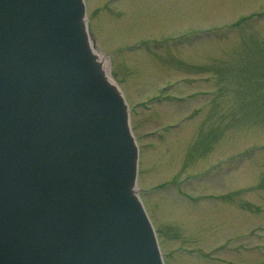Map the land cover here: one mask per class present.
Here are the masks:
<instances>
[{"label": "rangeland", "instance_id": "obj_1", "mask_svg": "<svg viewBox=\"0 0 264 264\" xmlns=\"http://www.w3.org/2000/svg\"><path fill=\"white\" fill-rule=\"evenodd\" d=\"M85 2L165 263L264 264V0Z\"/></svg>", "mask_w": 264, "mask_h": 264}, {"label": "water", "instance_id": "obj_2", "mask_svg": "<svg viewBox=\"0 0 264 264\" xmlns=\"http://www.w3.org/2000/svg\"><path fill=\"white\" fill-rule=\"evenodd\" d=\"M87 21L84 0H0V264H164Z\"/></svg>", "mask_w": 264, "mask_h": 264}, {"label": "bare ground", "instance_id": "obj_3", "mask_svg": "<svg viewBox=\"0 0 264 264\" xmlns=\"http://www.w3.org/2000/svg\"><path fill=\"white\" fill-rule=\"evenodd\" d=\"M105 65H106V66H105ZM105 65H104V67H105V69L107 70V68H108V67H107V64L105 63Z\"/></svg>", "mask_w": 264, "mask_h": 264}]
</instances>
